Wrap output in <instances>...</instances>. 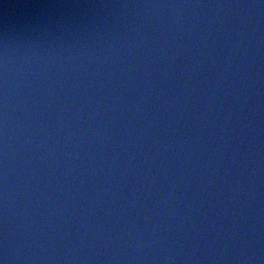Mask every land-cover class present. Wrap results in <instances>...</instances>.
Wrapping results in <instances>:
<instances>
[{"label":"water","instance_id":"95a60500","mask_svg":"<svg viewBox=\"0 0 264 264\" xmlns=\"http://www.w3.org/2000/svg\"><path fill=\"white\" fill-rule=\"evenodd\" d=\"M2 264H264V0H0Z\"/></svg>","mask_w":264,"mask_h":264},{"label":"clouds","instance_id":"9594fccd","mask_svg":"<svg viewBox=\"0 0 264 264\" xmlns=\"http://www.w3.org/2000/svg\"><path fill=\"white\" fill-rule=\"evenodd\" d=\"M0 264H2V262H0Z\"/></svg>","mask_w":264,"mask_h":264}]
</instances>
